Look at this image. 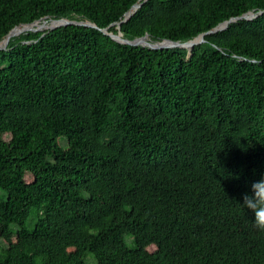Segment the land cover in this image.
<instances>
[{
	"label": "trees",
	"instance_id": "trees-1",
	"mask_svg": "<svg viewBox=\"0 0 264 264\" xmlns=\"http://www.w3.org/2000/svg\"><path fill=\"white\" fill-rule=\"evenodd\" d=\"M143 1L0 0V42L109 33L0 49V264H264V0Z\"/></svg>",
	"mask_w": 264,
	"mask_h": 264
},
{
	"label": "water",
	"instance_id": "water-1",
	"mask_svg": "<svg viewBox=\"0 0 264 264\" xmlns=\"http://www.w3.org/2000/svg\"><path fill=\"white\" fill-rule=\"evenodd\" d=\"M146 0H144L143 2H145ZM140 5H136L134 6L130 12L128 13L125 21H127L132 12L139 8ZM262 14V11L261 12H258L257 14H254L252 12H248L240 17H237V18H232L228 21H225L221 24H219L217 27H215L213 30H211L210 32H207L205 34H200L196 39L194 40H191L187 43H179V42H165V43H153V42H150V41H147L146 39H140V38H137V39H134V40H124V39H121L119 37H115V36H111L110 37L118 42V43H121V44H130V45H138V46H144V47H149V48H152V49H166V48H176V47H181V48H184V49H187L188 51H191L192 48L195 46V45H198L200 43H202L204 41V35L208 34V33H213V32H217L219 29L223 28L226 24L228 23H231V22H235V21H238V20H251L255 17H257L258 15ZM51 22H57L56 25L54 26H51V27H46L44 26V28L46 30H53L57 27H60V26H67V25H72V24H76V25H83V26H89V27H93V28H96V29H99L97 28V26L93 23H87V22H77V23H73L71 20L69 19H60V20H52L49 22V24ZM39 21H36L35 23L33 24H30V25H27V26H24L23 28L20 29V31H17L18 29H12L11 32L9 33V35L3 40L0 42V49H3L8 41L10 40L11 37L13 36H17L19 35L20 33L22 32H25V31H32V30H35V31H39V28H41L42 26L38 24ZM38 24V25H37ZM31 27H37V28H31ZM103 34L105 35H109V33L107 32L106 29H99Z\"/></svg>",
	"mask_w": 264,
	"mask_h": 264
},
{
	"label": "clouds",
	"instance_id": "clouds-1",
	"mask_svg": "<svg viewBox=\"0 0 264 264\" xmlns=\"http://www.w3.org/2000/svg\"><path fill=\"white\" fill-rule=\"evenodd\" d=\"M238 204L252 214L254 226L264 230V175L250 184L242 196V203Z\"/></svg>",
	"mask_w": 264,
	"mask_h": 264
},
{
	"label": "bare ground",
	"instance_id": "bare-ground-1",
	"mask_svg": "<svg viewBox=\"0 0 264 264\" xmlns=\"http://www.w3.org/2000/svg\"><path fill=\"white\" fill-rule=\"evenodd\" d=\"M56 24H57V22H51L50 24H49V23H47V24H43V25H41L42 27L39 28V30H41V29H45L44 26H46V27H51V26H54V25H56ZM31 28H37V27H31ZM16 29H18L17 31H20L21 28H16Z\"/></svg>",
	"mask_w": 264,
	"mask_h": 264
},
{
	"label": "rangeland",
	"instance_id": "rangeland-1",
	"mask_svg": "<svg viewBox=\"0 0 264 264\" xmlns=\"http://www.w3.org/2000/svg\"><path fill=\"white\" fill-rule=\"evenodd\" d=\"M41 30H44V29H41ZM90 259L92 260V258L90 256H88L86 261L89 262L90 264H94V261H90Z\"/></svg>",
	"mask_w": 264,
	"mask_h": 264
}]
</instances>
